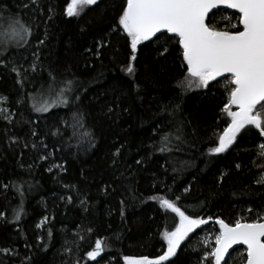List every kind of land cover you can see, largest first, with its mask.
I'll use <instances>...</instances> for the list:
<instances>
[{"label": "trees", "instance_id": "1", "mask_svg": "<svg viewBox=\"0 0 264 264\" xmlns=\"http://www.w3.org/2000/svg\"><path fill=\"white\" fill-rule=\"evenodd\" d=\"M27 2L0 0L32 26L28 45L11 46L0 56L5 61L0 94L14 112L8 120L0 112V212L6 213L0 217V249L11 250L0 253V264H124V256L161 255V232L174 228L175 217L151 196L180 197L176 202L188 214L212 217L170 258L171 264H197L205 241L214 246L217 217L233 224L264 212V185L255 182L264 168L257 157L264 143L259 131L249 126L225 152H209L227 124L221 112L223 78L210 89L181 92L176 87L183 77L178 44L170 42V51L158 56L155 41L138 45L135 72L126 74L122 68L131 55L126 35L111 31L117 0L99 2L79 17L64 14L69 0H41L35 13L18 7ZM233 13H217L212 23L229 27L220 17ZM6 15L0 11V17ZM40 40L44 43L37 46ZM34 53L39 68L29 74L22 93L9 62L27 68ZM49 72L57 86L74 82L70 99L75 103L35 112L27 96L47 88ZM21 96L23 102L17 103ZM162 105L174 114L162 112ZM76 112L82 114L83 127H74ZM176 128L182 129V141L173 140L169 152L158 151L160 134ZM86 132L91 143L86 136L78 143ZM16 186L23 193L19 220L12 216L21 204ZM98 238L107 246L91 260L86 253ZM244 250L235 249L226 260L231 264Z\"/></svg>", "mask_w": 264, "mask_h": 264}, {"label": "snow or ice", "instance_id": "2", "mask_svg": "<svg viewBox=\"0 0 264 264\" xmlns=\"http://www.w3.org/2000/svg\"><path fill=\"white\" fill-rule=\"evenodd\" d=\"M99 0H69L64 14L68 17H79L89 7L98 5ZM23 9L32 8L33 13L41 7V0H28L22 6ZM234 10L227 17H220L229 21V27L218 28L212 21L217 13L226 10ZM113 33L122 32L126 35L128 47L131 50L129 63L122 68L128 75L135 72L132 61L137 58L138 45L143 42H153L158 45V56H165L169 51V43L179 46V66L183 71L182 79L176 82V87L181 92L193 89H210L212 82H218L217 78L224 79V87L227 94V102L224 103L221 112L229 119L227 127L218 136V142L209 149L212 154L223 153L236 141L242 130L249 126L259 131L264 137V0H123L117 10ZM0 11H6L7 15L0 17V56L9 50L11 46L24 47L30 43L32 26L24 19L21 12H11L0 5ZM54 9L49 6L48 12ZM235 17V23H231ZM51 18V17H49ZM218 22V21H217ZM40 40L37 46L42 45ZM36 59L25 68L23 65L11 63V71L16 75V83L24 90V83L29 80V74L37 72L39 68L38 55ZM99 55V51L97 52ZM5 61L0 59V65ZM6 66V65H5ZM73 81L64 80L60 86L56 84V77L49 72L47 88L37 89V93H29L28 101L35 112H47L50 108L65 106L75 103L70 99L73 92ZM80 99L76 95L75 100ZM0 102L7 103V98L0 96ZM23 102V96L17 103ZM236 110L233 111L232 107ZM178 107V106H177ZM6 111V110H0ZM109 112L112 109L108 110ZM162 112H168L171 116L174 109L169 111V105L161 106ZM74 127H83L82 114H73ZM5 119H8L5 116ZM159 127V126H158ZM75 134V133H74ZM32 135H36L32 132ZM87 137L89 143L92 137L84 133L78 138V143ZM13 143L18 138L9 137ZM182 141V129L160 134V152H169L172 141ZM27 146V145H25ZM35 147V145H33ZM120 153L116 149L114 156ZM257 157L264 160V143L258 146ZM44 157H41L43 159ZM115 163V161H114ZM137 163H141L137 161ZM239 168L240 166L237 165ZM264 185V168L255 181ZM7 189L8 185L3 186ZM17 192L21 196V204L12 209L13 219L19 220L23 214V193L19 186ZM187 192L188 189H185ZM149 199L158 201L159 207L165 212L174 214L175 226L171 230L161 232L164 242L162 254L154 258L147 256H124V264H171L170 258L177 255L181 242L201 225H206L208 220L199 215H190L178 206L176 200L165 196H151ZM249 213L252 209L247 210ZM5 212H0V217H5ZM215 223L219 225V231L215 234L214 246L208 244L203 250L197 264H230L226 260V254L233 245L245 246L244 253L238 254L232 259L231 264L239 259L240 264H264V212H257L256 218L251 220L237 219L233 224L226 223L217 217ZM42 225L37 224L40 228ZM51 235V232H49ZM107 245L102 238L95 241L92 250L86 253L87 258L95 260L105 250ZM210 249V250H209ZM8 248L0 249V253L8 254ZM198 251V249H193Z\"/></svg>", "mask_w": 264, "mask_h": 264}, {"label": "rangeland", "instance_id": "3", "mask_svg": "<svg viewBox=\"0 0 264 264\" xmlns=\"http://www.w3.org/2000/svg\"><path fill=\"white\" fill-rule=\"evenodd\" d=\"M104 0H99V2H103ZM117 3L118 5H121L123 3V0H117ZM227 17V16H225ZM223 95H224V99H223V104L221 103V108H223V105L224 103L227 102V94H226V91L224 90L223 92ZM0 96H3V97H6L5 95L3 94H0ZM7 98V97H6ZM8 103V102H7ZM7 103H3V102H0V110H6V111H0L1 112V116L3 119H5V116L8 117V119H12L14 117V112L10 110V107L8 106ZM232 110L235 111L236 108L235 106L232 107ZM7 119V120H8ZM227 119V124L229 123V119L228 117L226 118ZM227 124L225 125V127H227ZM223 132V131H222ZM244 248V247H243ZM245 249V248H244ZM130 257H133V256H130ZM150 258V257H149ZM151 259V258H150Z\"/></svg>", "mask_w": 264, "mask_h": 264}, {"label": "water", "instance_id": "4", "mask_svg": "<svg viewBox=\"0 0 264 264\" xmlns=\"http://www.w3.org/2000/svg\"><path fill=\"white\" fill-rule=\"evenodd\" d=\"M229 11H231V12H234V10H231V9H228ZM218 78H221V77H218ZM217 78V79H218ZM239 247H244L245 248V246L244 245H242V244H237V245H233L232 246V248H230L229 249V251H228V253L226 254V259H227V257L235 250V249H237V248H239ZM222 264H223V261H222Z\"/></svg>", "mask_w": 264, "mask_h": 264}]
</instances>
